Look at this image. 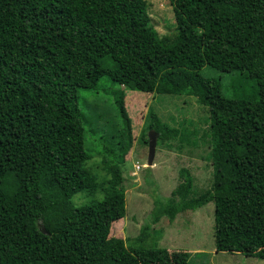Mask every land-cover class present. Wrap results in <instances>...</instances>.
<instances>
[{"label": "trees", "instance_id": "trees-1", "mask_svg": "<svg viewBox=\"0 0 264 264\" xmlns=\"http://www.w3.org/2000/svg\"><path fill=\"white\" fill-rule=\"evenodd\" d=\"M169 2L175 32L159 36L149 21L124 33L118 27L115 14L126 8L142 17L146 0H0V264H188L187 251L149 244L150 223L209 202L215 249L264 259V0ZM205 65L255 86L227 96L220 78L200 72ZM103 76L118 85L120 126L101 135L102 115L81 109L79 90ZM121 85L194 96L208 110L212 168L198 194L180 168L171 194L155 196L148 220L126 239L107 237L124 215L121 164L133 138ZM147 127L157 146L197 144L151 108ZM91 132L94 152L86 148ZM94 153L109 174L105 184L86 166ZM98 189L103 200L73 204L77 192Z\"/></svg>", "mask_w": 264, "mask_h": 264}, {"label": "rangeland", "instance_id": "rangeland-1", "mask_svg": "<svg viewBox=\"0 0 264 264\" xmlns=\"http://www.w3.org/2000/svg\"><path fill=\"white\" fill-rule=\"evenodd\" d=\"M147 7L143 16H132L126 8L115 14L118 27L122 33L140 29L145 21H149L159 36L173 35L175 19L172 4L169 0H146ZM137 7L134 11L137 12ZM200 72L206 77L220 78L222 92L230 97L248 93L254 82L237 71L222 72L205 65ZM238 79L240 84L233 86ZM242 84L244 86H242ZM108 76L99 79L94 89H80L79 102L81 109L89 115L96 110L102 116L96 120L95 130L101 135L111 133L120 126L113 104L112 89H117ZM123 105L131 120L132 145L124 155L121 170L127 184L124 192V215L114 220L107 229V237L126 239L138 234L140 227L150 217L154 197H168L180 181L179 169L185 167L193 176V193L198 194L209 187L212 168L208 158L210 149L208 127V110L199 104L194 96L148 93L131 90L124 85ZM153 109L163 121L178 129L187 128L190 133L187 138L196 140V145H189L177 139L170 140L171 146L156 145L153 164L147 166L149 128L148 111ZM93 112V111H92ZM86 134V148L94 152L89 144L94 136ZM146 134V136H145ZM157 136V135H156ZM99 147V146H98ZM92 148V150H91ZM97 176L100 183L105 184L109 174L103 169L101 155L94 153L86 162ZM103 193L98 189L95 194L79 191L73 195L72 202L76 206L103 200ZM102 204L101 202H99ZM214 204L209 202L194 211L179 213L174 220L169 221L162 216L157 222L150 223V232L155 238L149 244L167 248L169 251L181 250L189 253L188 264H264V259L243 253L217 251L213 232ZM105 232V231H104ZM132 241V239L128 240ZM125 241L127 244L130 242Z\"/></svg>", "mask_w": 264, "mask_h": 264}, {"label": "water", "instance_id": "water-1", "mask_svg": "<svg viewBox=\"0 0 264 264\" xmlns=\"http://www.w3.org/2000/svg\"><path fill=\"white\" fill-rule=\"evenodd\" d=\"M156 132L154 130H149L148 132V155H147V166H151L153 164V159L156 151Z\"/></svg>", "mask_w": 264, "mask_h": 264}]
</instances>
